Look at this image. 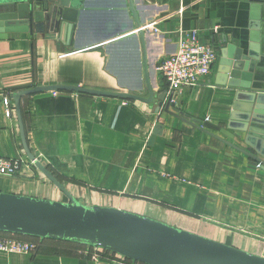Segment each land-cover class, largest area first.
<instances>
[{
  "label": "crops",
  "instance_id": "0c3cea01",
  "mask_svg": "<svg viewBox=\"0 0 264 264\" xmlns=\"http://www.w3.org/2000/svg\"><path fill=\"white\" fill-rule=\"evenodd\" d=\"M6 1L0 0V5ZM154 21L147 30L148 77L136 95L174 94L177 110L204 123L207 132L184 123L151 103L70 91H42L21 99L30 152L82 204L112 207L264 257V168L223 140L247 148L242 138L226 137L237 90L216 83L223 40L249 47L252 0H143ZM11 8V7H9ZM13 9V8H11ZM0 20V157L30 161L24 151L12 92L70 86L128 93L107 70L103 50L74 53L59 40L29 30L16 12ZM89 39L101 32L99 23ZM197 30L200 41L218 51L204 85L172 92L158 71L176 53L180 33ZM87 41V39H86ZM143 58V48H141ZM127 66L130 64L126 57ZM122 64V63H120ZM262 65H259V67ZM129 70V68L127 67ZM126 74H129V71ZM255 72L253 87L258 85ZM134 94V93H133ZM11 99L7 117L3 99ZM208 120V122H206ZM153 138V140H152ZM222 139V140H221ZM0 177V192L67 202L38 169ZM0 264H136L104 250L47 240L34 253L0 251Z\"/></svg>",
  "mask_w": 264,
  "mask_h": 264
},
{
  "label": "water",
  "instance_id": "95a60500",
  "mask_svg": "<svg viewBox=\"0 0 264 264\" xmlns=\"http://www.w3.org/2000/svg\"><path fill=\"white\" fill-rule=\"evenodd\" d=\"M0 20H12L16 12L29 30L45 40L72 46L74 53L103 50L108 57L107 70L128 93H109L70 86L37 87L12 92L22 145L27 157L68 199L67 202L25 197L0 192V231L88 245L120 255L140 264H264V257L221 242L190 233L141 215L112 207L88 206L74 197L62 183L30 152L23 123L21 99L42 91H70L100 97H116L151 103L156 94L159 110L207 132L204 123L190 119L177 110L174 94L161 89L156 93L147 84L149 99L137 96L148 77L145 40L154 19L144 14L143 0H4ZM249 47L237 41L223 40L216 83L237 90L227 129L247 133V148L223 140L264 168V0H252ZM13 9H11V8ZM109 19V20H108ZM99 23L98 35L89 39L87 30ZM87 39V41H86ZM143 48L144 56H141ZM127 56L130 64L127 66ZM122 63V64H120ZM259 65H262L259 67ZM129 68V70L127 69ZM125 70L129 71L126 74ZM166 87H169L167 83ZM134 93V94H133ZM153 140V138H152ZM222 140V139H221Z\"/></svg>",
  "mask_w": 264,
  "mask_h": 264
},
{
  "label": "built area",
  "instance_id": "2783aa9c",
  "mask_svg": "<svg viewBox=\"0 0 264 264\" xmlns=\"http://www.w3.org/2000/svg\"><path fill=\"white\" fill-rule=\"evenodd\" d=\"M217 61L218 51L211 45L203 44L197 30L182 31L176 53L163 60L158 71L169 84L170 90L176 93L184 88L194 89L204 85V80L210 75ZM3 102L7 117H12L14 109L11 99L5 96ZM22 168L31 170L36 167L33 161H27L23 157H0V177H16ZM37 247L35 243L0 237L2 252L29 254L36 252Z\"/></svg>",
  "mask_w": 264,
  "mask_h": 264
},
{
  "label": "trees",
  "instance_id": "16d2710c",
  "mask_svg": "<svg viewBox=\"0 0 264 264\" xmlns=\"http://www.w3.org/2000/svg\"><path fill=\"white\" fill-rule=\"evenodd\" d=\"M0 237L2 238H11V239H16V240H21V241H27V242H31V243H35L38 247H37V251H39L41 249V246L43 244V242L47 241V240H54V239H42V238H38V237H32V236H27V235H14V234H10V233H6V232H1L0 231ZM55 241H60V240H55ZM65 242H68V241H65ZM71 243H74V242H71ZM80 247H90V249H94V247H91V246H88V245H83V244H79V243H74ZM36 251V252H37ZM104 252L106 253H110L108 251H105ZM128 261H131L129 259H127ZM133 262V261H131ZM135 263V262H133ZM136 264H140V263H136Z\"/></svg>",
  "mask_w": 264,
  "mask_h": 264
},
{
  "label": "rangeland",
  "instance_id": "374dc122",
  "mask_svg": "<svg viewBox=\"0 0 264 264\" xmlns=\"http://www.w3.org/2000/svg\"><path fill=\"white\" fill-rule=\"evenodd\" d=\"M109 20V19H108Z\"/></svg>",
  "mask_w": 264,
  "mask_h": 264
}]
</instances>
